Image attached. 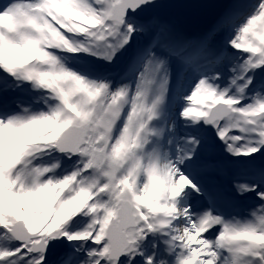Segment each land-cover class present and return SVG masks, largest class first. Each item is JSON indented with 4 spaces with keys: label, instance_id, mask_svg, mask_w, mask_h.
Masks as SVG:
<instances>
[{
    "label": "snow or ice",
    "instance_id": "1",
    "mask_svg": "<svg viewBox=\"0 0 264 264\" xmlns=\"http://www.w3.org/2000/svg\"><path fill=\"white\" fill-rule=\"evenodd\" d=\"M171 6L0 0V264H264V0Z\"/></svg>",
    "mask_w": 264,
    "mask_h": 264
},
{
    "label": "water",
    "instance_id": "2",
    "mask_svg": "<svg viewBox=\"0 0 264 264\" xmlns=\"http://www.w3.org/2000/svg\"><path fill=\"white\" fill-rule=\"evenodd\" d=\"M172 5L164 10L167 20H173L185 27L187 34H196L209 27L217 9L209 5L223 3L224 0H165Z\"/></svg>",
    "mask_w": 264,
    "mask_h": 264
},
{
    "label": "rangeland",
    "instance_id": "3",
    "mask_svg": "<svg viewBox=\"0 0 264 264\" xmlns=\"http://www.w3.org/2000/svg\"><path fill=\"white\" fill-rule=\"evenodd\" d=\"M172 21H173V20H172ZM170 23H171V22H170ZM177 23H178V22H177ZM171 24H173V25L177 28V30H179L180 32L183 33V32L185 31V30H184L185 27H183V28L180 27V29H178V27H177V25H176L175 23H171ZM182 30H183V31H182Z\"/></svg>",
    "mask_w": 264,
    "mask_h": 264
}]
</instances>
